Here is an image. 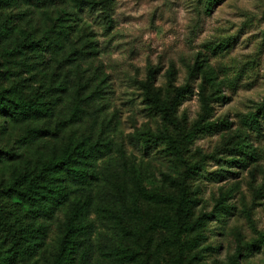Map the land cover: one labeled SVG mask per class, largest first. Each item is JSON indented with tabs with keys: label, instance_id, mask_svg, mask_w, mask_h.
Returning a JSON list of instances; mask_svg holds the SVG:
<instances>
[{
	"label": "trees",
	"instance_id": "obj_1",
	"mask_svg": "<svg viewBox=\"0 0 264 264\" xmlns=\"http://www.w3.org/2000/svg\"><path fill=\"white\" fill-rule=\"evenodd\" d=\"M117 3L0 0V264H172L152 235L143 242L137 233L151 198L170 195L142 188L141 172L110 137L117 110L110 98V76L98 59L101 44L95 27L104 37L113 34ZM36 10L39 39L19 33L18 15L2 14ZM154 81L150 71L140 82L144 101L173 130L141 136L147 150L163 149L176 175L171 176L177 192L169 229L178 255L187 264H201L198 245L182 241L180 234L199 232L217 217V208L195 219L193 194L201 180L216 182L233 174L223 167L211 171L212 162L222 166L221 155L245 154L252 146L239 129L206 153L197 141L229 127L226 121L212 120L214 104L226 103L227 98L215 84L201 85V112L188 127L180 107L193 93L191 83L163 100ZM260 113L264 117V102L250 118L258 133L263 126ZM99 162L107 165L110 177L101 172ZM100 207L108 213L100 224L117 234H97L95 241L99 222L92 216ZM52 244L55 250L49 255Z\"/></svg>",
	"mask_w": 264,
	"mask_h": 264
},
{
	"label": "rangeland",
	"instance_id": "obj_2",
	"mask_svg": "<svg viewBox=\"0 0 264 264\" xmlns=\"http://www.w3.org/2000/svg\"><path fill=\"white\" fill-rule=\"evenodd\" d=\"M39 13L2 12L5 17L18 15L19 33L33 39L42 37ZM115 19L116 28L108 38L95 27L101 44L98 59L110 76V98L117 110L116 130L110 137L141 172L142 188L170 195V200L151 198L137 233L143 242L152 235L172 264H187L169 229L175 220L172 197L177 192L171 176L176 175L163 149L147 150L141 136L173 127L145 103L140 82L154 71L156 91L163 100L190 82L193 93L180 107L188 127L201 112L200 86L213 83L227 101L214 104L212 120L226 121L229 127L199 139L197 146L212 153L242 129L252 150L221 155L222 166L211 163V171L223 167L233 174L216 182L201 180L193 194V215L204 219L217 208V217L199 232H184L180 238L198 245L201 264H264V117L258 114L263 121L260 133L250 120L264 102V0H224L213 6L209 0H118ZM98 165L111 176L106 164ZM107 215L100 207L92 218L99 222ZM103 233L115 236L117 230L99 222L94 240ZM54 250V244L49 246V255Z\"/></svg>",
	"mask_w": 264,
	"mask_h": 264
}]
</instances>
